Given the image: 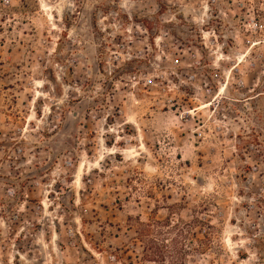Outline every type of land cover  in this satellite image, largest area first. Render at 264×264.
Wrapping results in <instances>:
<instances>
[{"label":"rangeland","instance_id":"rangeland-1","mask_svg":"<svg viewBox=\"0 0 264 264\" xmlns=\"http://www.w3.org/2000/svg\"><path fill=\"white\" fill-rule=\"evenodd\" d=\"M0 113V264H264V0H0Z\"/></svg>","mask_w":264,"mask_h":264},{"label":"built area","instance_id":"built-area-1","mask_svg":"<svg viewBox=\"0 0 264 264\" xmlns=\"http://www.w3.org/2000/svg\"><path fill=\"white\" fill-rule=\"evenodd\" d=\"M149 82H152V80H151V79H149ZM0 118H1V113H0Z\"/></svg>","mask_w":264,"mask_h":264},{"label":"trees","instance_id":"trees-1","mask_svg":"<svg viewBox=\"0 0 264 264\" xmlns=\"http://www.w3.org/2000/svg\"><path fill=\"white\" fill-rule=\"evenodd\" d=\"M153 261H155V262H159L157 259H154Z\"/></svg>","mask_w":264,"mask_h":264}]
</instances>
